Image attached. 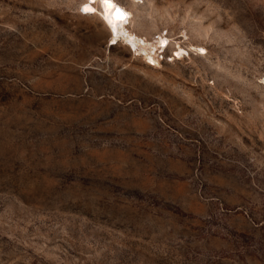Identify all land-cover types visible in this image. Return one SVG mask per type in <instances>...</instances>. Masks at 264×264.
Returning a JSON list of instances; mask_svg holds the SVG:
<instances>
[{"label": "rangeland", "instance_id": "374dc122", "mask_svg": "<svg viewBox=\"0 0 264 264\" xmlns=\"http://www.w3.org/2000/svg\"><path fill=\"white\" fill-rule=\"evenodd\" d=\"M114 1L0 0V264H264V0Z\"/></svg>", "mask_w": 264, "mask_h": 264}, {"label": "bare ground", "instance_id": "6f19581e", "mask_svg": "<svg viewBox=\"0 0 264 264\" xmlns=\"http://www.w3.org/2000/svg\"><path fill=\"white\" fill-rule=\"evenodd\" d=\"M117 12L121 14L119 17H117ZM106 18L111 31L119 40L123 41V45L134 56L142 58L145 64L150 67L157 65L158 55L155 43L137 33L134 27L135 16L130 7L122 4V2L114 1L106 11ZM260 82L264 84V74L260 77Z\"/></svg>", "mask_w": 264, "mask_h": 264}, {"label": "snow or ice", "instance_id": "6c2138e0", "mask_svg": "<svg viewBox=\"0 0 264 264\" xmlns=\"http://www.w3.org/2000/svg\"><path fill=\"white\" fill-rule=\"evenodd\" d=\"M101 2L103 4H105V5H110L111 4V0H101ZM85 11H93L94 12V10H90V9H87V8H85ZM120 15L121 14L119 12H117V17H119Z\"/></svg>", "mask_w": 264, "mask_h": 264}]
</instances>
